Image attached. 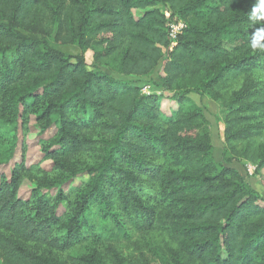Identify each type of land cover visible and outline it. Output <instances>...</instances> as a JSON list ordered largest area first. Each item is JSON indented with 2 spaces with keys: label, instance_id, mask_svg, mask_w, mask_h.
<instances>
[{
  "label": "trees",
  "instance_id": "16d2710c",
  "mask_svg": "<svg viewBox=\"0 0 264 264\" xmlns=\"http://www.w3.org/2000/svg\"><path fill=\"white\" fill-rule=\"evenodd\" d=\"M160 6L185 24L173 47ZM41 19L124 76L165 58L159 86L176 109L44 47L31 35ZM190 94L225 112L221 163ZM31 117L39 137L55 128L48 168L25 166ZM13 160L0 172V264H264V198L228 166H254L264 188V0H0V167ZM135 236L151 253L125 259Z\"/></svg>",
  "mask_w": 264,
  "mask_h": 264
},
{
  "label": "rangeland",
  "instance_id": "374dc122",
  "mask_svg": "<svg viewBox=\"0 0 264 264\" xmlns=\"http://www.w3.org/2000/svg\"><path fill=\"white\" fill-rule=\"evenodd\" d=\"M92 1V0H89ZM159 9L165 15L167 22H178L174 17L171 16V11L166 6H160ZM206 11V9H204ZM132 14L135 18L142 15V12L132 11ZM31 35L33 38L39 39L44 47H48L50 49L58 50L67 56H78L84 58L87 64V69L92 72H102L107 74L117 80L130 83L135 87H138L141 90L143 95H151L156 97H161L162 101V109L167 111L175 110L177 105L171 99L172 92H168L161 88L160 79L162 77V67L163 60L158 64L155 68L154 72L147 77H139L134 75L124 76L118 74L117 72L112 70L110 66L111 60L108 58H99L98 54L94 52L90 48L79 47L76 45L68 44L64 40L63 32H59L55 24L47 19H41L40 23L32 28ZM164 57L167 56V50L164 49ZM190 103L187 105V110H192L194 108H199L204 113L205 117L208 119L211 125V133H212V142L214 146L213 156L216 162H222V149H223V112L218 104L212 100H210L207 96H199L197 94H190L189 96ZM38 128L35 122L34 117H31L27 126L26 134L23 138L24 141V149H25V157L24 162L25 166L31 169H34L38 165L41 167L48 168L50 166V162L44 161V153L42 152V145L45 141H50L52 136L55 133V128L52 127L48 130L42 137L38 136ZM22 138L19 134V141L21 142ZM20 149L18 147V151L15 155L14 160L18 161L20 158ZM14 160L11 161L8 165H4L0 167V172L8 177L10 173V169ZM229 167L237 169L243 176H247L250 182V185L258 190L262 191L261 180L258 175H254L255 167L242 161L236 160L228 165ZM33 188V183L29 179H24L22 185L19 190V196L22 199H26L29 196L30 190ZM254 189V188H253ZM259 193V192H258ZM264 195V194H263ZM263 197V196H262ZM264 198V197H263ZM151 243V240H148ZM135 243V245H134ZM148 243L146 244V240L140 238L139 236H135L131 243H127L121 247L122 256L126 259L129 258L131 260L137 259L140 254H148L150 255V251L147 249ZM83 252L82 247H77L73 251L67 252L63 255V257L68 256H77Z\"/></svg>",
  "mask_w": 264,
  "mask_h": 264
},
{
  "label": "built area",
  "instance_id": "2783aa9c",
  "mask_svg": "<svg viewBox=\"0 0 264 264\" xmlns=\"http://www.w3.org/2000/svg\"><path fill=\"white\" fill-rule=\"evenodd\" d=\"M168 39L171 42V47L174 46L175 41L182 34L185 29V24L181 21L178 22H167L166 23Z\"/></svg>",
  "mask_w": 264,
  "mask_h": 264
},
{
  "label": "crops",
  "instance_id": "0c3cea01",
  "mask_svg": "<svg viewBox=\"0 0 264 264\" xmlns=\"http://www.w3.org/2000/svg\"><path fill=\"white\" fill-rule=\"evenodd\" d=\"M253 176H255V174L253 175ZM257 192H259V194L261 195V196H263L264 197V188H262V191H260V190H258L257 188H255V187H253Z\"/></svg>",
  "mask_w": 264,
  "mask_h": 264
}]
</instances>
